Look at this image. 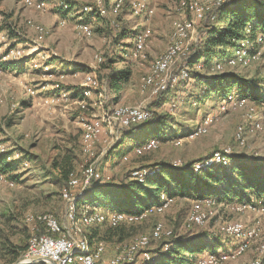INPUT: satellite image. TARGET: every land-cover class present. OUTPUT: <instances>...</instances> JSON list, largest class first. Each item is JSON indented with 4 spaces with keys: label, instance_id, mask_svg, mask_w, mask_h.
I'll list each match as a JSON object with an SVG mask.
<instances>
[{
    "label": "rangeland",
    "instance_id": "374dc122",
    "mask_svg": "<svg viewBox=\"0 0 264 264\" xmlns=\"http://www.w3.org/2000/svg\"><path fill=\"white\" fill-rule=\"evenodd\" d=\"M35 1L43 3L44 10L24 7L19 0H0V154L9 151L14 158L7 160L19 161L16 169L5 171V179L0 181V264L20 262L21 257L13 263L14 259L10 257L9 250L25 246L30 237L43 232L41 226L25 221L26 217L39 214H50L60 223H64L66 230L88 237L91 242L102 243L107 254L114 253L112 256L126 254L135 237L148 236L153 226L159 223L165 231H170V234L150 241L145 249L151 253L148 263L152 262V253L159 248L163 238H185L202 231L220 240L222 247L214 253L215 256L206 251L195 255L190 264H250L254 261L264 264V255L259 249L264 240V210L261 205L254 210L253 207L242 203L225 204L209 198L202 200L191 197H179L174 201L171 197V201L163 204L160 210H144L131 216L132 219L125 218L120 221L116 227L127 226L122 230L121 240L118 236H112L107 223L81 228L77 233L70 229L67 219L65 225V202L61 193L67 185L61 190V184H57V170L54 169V163L58 165L57 168L62 164L71 168L77 184L70 190V195L75 196L90 184L95 167L97 178H110L114 183H120L129 177L130 170L133 172L130 174L132 178L136 172L145 171L139 168L158 162L177 166L195 162V172L196 167L205 165L214 154L224 152H230L226 153L229 156L233 152L248 162L264 166V99L260 98L259 102L227 94L231 98L230 101L221 94H210L208 89L195 80L196 74L209 78L235 73L256 79L259 83L258 89L264 93V47H259L258 58L246 66L228 67L224 65L226 57L214 56L209 65L200 68V65L195 64L198 67L194 69L189 60L186 62L184 56H179L169 72L156 80V86L143 89L142 79L150 72L151 63L171 42V39H165L167 33L169 38L172 34V22L174 19H181L175 10L179 0H143L146 10L151 11L147 19L151 38L149 37L146 47L136 58L132 53V40L137 31V23L142 17L137 19L130 14L129 0H126L127 4L115 18L118 23L117 31L108 26L105 20L107 17L84 15L83 19L86 16L88 20L85 21L92 28L89 37L78 33L75 23L71 22L72 19L64 22L63 27L57 26L56 21L65 15L60 8L62 2L67 3L69 13L77 17L81 7L91 4L92 0ZM232 1L224 0L222 5ZM212 9L205 13V18ZM217 13L213 11L212 15L216 17ZM153 15V19L157 20L156 25L150 23ZM185 16L186 19L191 18L188 13ZM25 18L27 19L24 26ZM205 21L195 23L192 39L187 44V51L190 53L205 34ZM212 22L213 20H210L209 24ZM122 25L126 29L127 37L120 45L115 38ZM34 26L42 27L44 32L39 33ZM10 32L13 35H10ZM158 38L161 41H154ZM152 39L159 46L154 47ZM232 43L225 47L227 56H232L235 50ZM154 48L156 51L151 55L150 52L153 53ZM13 49H20L23 56L18 60H8L7 51ZM95 56L107 58L110 62H97ZM24 57L25 60L30 58L26 66H21L19 72H7V65L22 61ZM31 59L33 61H30ZM49 60L62 62L63 68L59 65L57 68L51 66ZM75 61L84 64L74 66ZM216 63H222L223 68H215ZM186 66L191 68L187 80L170 81L172 75H177L178 70ZM110 69L126 73V78L119 81V94L107 79ZM78 72L82 74L79 75ZM86 74L93 75L100 87L93 91L91 100L87 101L90 105L88 110L82 111L79 100ZM157 86L158 91L154 93L153 90ZM69 89H72V92ZM116 104L147 108L152 112L150 119L162 116L167 118L168 123L148 127L142 134V142L139 145L125 139L121 145L127 143L131 147L121 155L109 151L120 141V137L130 131L129 127L123 134L125 129L103 127L91 144L92 154H84L81 149L80 121L100 118L102 111ZM252 121L260 123V128L255 132H247L245 127ZM203 125L205 131L194 135L198 126ZM243 128L246 133L244 142L240 144L237 133ZM171 132L172 135L169 136ZM199 159L202 160L198 161ZM89 165L90 175L85 171ZM210 166H201L198 170ZM8 181H12L13 185H8ZM162 199L168 198L161 193L159 201ZM88 206L87 203L78 204L77 212ZM193 211L203 218V223L187 227L188 218ZM232 224H241L245 228L255 230V238L243 252L236 251L237 239L220 230ZM95 227L99 228L92 231ZM192 227L203 229L190 231ZM104 237L109 240H100L105 239ZM146 263L141 258L137 261V264Z\"/></svg>",
    "mask_w": 264,
    "mask_h": 264
},
{
    "label": "trees",
    "instance_id": "16d2710c",
    "mask_svg": "<svg viewBox=\"0 0 264 264\" xmlns=\"http://www.w3.org/2000/svg\"><path fill=\"white\" fill-rule=\"evenodd\" d=\"M262 1L264 0H233L226 5L220 4L221 6L218 5L208 12L204 19L207 29L192 52L189 59L190 66L198 64L200 68H203L210 64L214 56L229 57L225 53V47L233 41H237V43H232L235 48L240 47L241 43L250 46L249 53H255L259 47H264V3ZM213 11L218 12L216 17L212 15ZM118 19L121 20V18ZM105 20L109 27L117 31L118 23L116 21L112 24L108 18ZM210 20L213 22L209 24ZM9 34L13 35L11 32ZM126 37V29L122 25L115 39L121 45ZM102 59V63L110 62L107 58ZM24 61L25 59L11 62L9 66H17ZM125 78V72L121 73L113 69H110L107 77L112 88L117 92L120 91L119 81ZM195 80L202 87L208 89L210 94H221L226 97L233 94L239 99L259 102L260 98L264 99V93L258 89L259 83L256 79L245 78L235 73H225L209 78L196 74ZM166 120V117L160 116L157 119L155 117L146 122L132 125L129 127L130 131L122 138L120 137V141L109 152H116L117 155L125 154L131 147L127 143L121 145L125 139L131 140L134 145H139L142 142V134L148 127L168 123ZM127 130H123L122 134ZM171 135L172 132L169 136ZM10 154L12 153L9 151L0 154V173L4 175L5 171L16 169L19 163L18 160L8 161L7 157L11 156ZM223 157L225 162L213 166L208 165L210 167L200 171L198 168L195 172L193 169L195 162L182 166L158 162L139 168L145 169V171H139L142 174L141 179L131 178L132 170L128 172L129 177L120 183H114L110 178L100 179L98 177L97 180L91 181L82 193L75 195V204L87 203L95 207L102 206L114 212L138 215L152 206H158L162 193L168 198L172 197L174 201L179 197H191L202 200L209 198L217 203L225 204L260 202L264 210V166L248 162L246 159L237 157L233 152L230 156L225 154ZM200 160L202 159L198 161ZM57 166L54 163V169L57 170V184H61L62 190L66 187L72 170L63 164L60 168ZM124 227L127 226L107 228L112 236H118L121 240ZM97 228L99 227H95L92 231ZM195 229H203V227H192L190 231ZM218 234L220 233L218 232ZM104 238L100 240H109L108 237ZM160 242L159 248L154 251V254L152 253L154 256L152 262L147 264H190L195 255L205 251L216 255L214 253L222 247L220 240L210 237L209 234L202 231L185 238H175L174 236L163 238ZM26 249L27 242L25 246L9 250L10 257L14 259L13 263L21 257Z\"/></svg>",
    "mask_w": 264,
    "mask_h": 264
},
{
    "label": "bare ground",
    "instance_id": "6f19581e",
    "mask_svg": "<svg viewBox=\"0 0 264 264\" xmlns=\"http://www.w3.org/2000/svg\"><path fill=\"white\" fill-rule=\"evenodd\" d=\"M24 7H32L36 10L42 11L44 10L45 6L43 3L35 0H19ZM224 0H179L176 11L181 19H174L172 22V34H171V42L165 48V50L151 63L150 72L142 79V87L144 88H151L157 85V79L160 78L162 74L168 73L171 65L179 56H184L185 61L187 62L192 53L187 51V40L191 38L195 31V23L204 20L205 13L212 9V7H216L222 4ZM127 4L126 0H92L91 4L84 5L80 9L79 16L76 17L75 20V28L77 29L78 33L84 35L86 37L91 36L92 28L89 24L84 21L83 15H91L95 14L98 17H111L109 21L113 24L115 21L116 16L120 11L123 10V7ZM128 6L130 9V14L134 17L140 18L142 17L141 21L137 23V31L134 33L133 40H132V47H133V57L136 58L137 54H140L143 49L146 47L147 41L149 40L150 33L149 30L146 28V22L151 14V11H147L146 6L143 0H129ZM148 6V5H147ZM60 8L62 12L68 14L70 12L69 6L67 3L62 2L60 4ZM149 10V9H148ZM153 10V9H152ZM212 11V10H211ZM195 12V15H194ZM121 13V12H120ZM190 15V19H186V14ZM189 18V17H188ZM65 19L61 18L58 20L57 25L59 27L65 26ZM34 29L39 33H43L44 30L42 27L34 26ZM136 29V28H135ZM184 32V33H183ZM123 42V41H122ZM249 50L245 44L241 43L240 47L235 48L232 56L229 55L227 57L225 64L228 67L232 66H246L250 64L253 60L258 58V51L255 53H249ZM20 49H13L7 51V59L8 60H18L23 55ZM97 62H101L103 59L101 56H95ZM224 62V61H223ZM195 69L198 66L192 65ZM218 70L223 68L222 63H216V67ZM216 70V69H215ZM191 71L189 66L182 67L178 70L177 75H172L170 77V81L176 82L179 80L184 81L187 80L189 77L188 73ZM182 79V80H181ZM182 81V82H183ZM177 84V83H176ZM57 87V86H55ZM100 83L95 79V77L91 74H86L84 77V86L80 91V100H79V107L82 111L88 110L90 106L87 101L91 100V96L93 91L99 89ZM142 89V88H141ZM158 91V86L154 88L153 92L156 93ZM231 101V98L227 96ZM148 110L147 108L138 107V106H124V105H113L110 109L108 108L106 111H102V116L100 118H91V119H82L80 121L81 125V149L84 154L91 155V144L94 142L98 134L102 131L103 127L108 128H115L118 129H126L130 127L132 124H140L146 122L151 118L150 113H144V111ZM98 128V129H96ZM247 132H255L260 128V123L257 121H252L248 127ZM245 128L239 129L237 133V140L240 144L244 141V133ZM205 131V127L198 126L197 130L194 132V135L201 134ZM249 135V134H248ZM149 148V147H148ZM226 153H216L214 156L205 163L207 166L211 165L212 163H220L225 162V158L223 157ZM227 155V154H226ZM14 158L13 155L7 157V159ZM91 165L87 167L85 170L88 175L91 174ZM196 167L197 169L200 168ZM135 177L138 179L142 178V174L140 172H136ZM88 178V176H87ZM86 178V179H87ZM5 179V175L0 173V181ZM8 185L12 186L13 182L8 181ZM77 180L74 176H70L67 182V189L63 190L61 193V198L65 202V214L68 209L67 213V221L68 226L70 229L76 231L77 233L80 232L81 228H89L94 225H101L103 223H107L109 227H116V225L126 219H132L130 214L114 212L109 209H96V210H89L88 207H83V209L78 213V205L75 203V196L70 195V190L76 187ZM67 192V193H66ZM70 195V197H69ZM168 198V197H167ZM171 200L170 198L165 199L159 202L158 206H152L148 210H160L163 204L169 203ZM243 205L251 206L257 209V206H260V202H245L242 203ZM262 210V209H260ZM189 222H187V227L192 224H199L203 223V218L198 215L196 212H192L188 218ZM27 223H35L42 227L43 232L33 235L29 238L27 243L26 251L21 255V262H24L30 256V252L37 251V245L43 244V238H48L49 242H56V240H66V237H71V232L65 229L64 223H60L55 217L50 214H39L35 216H28L25 218ZM222 233L228 234L229 236L234 237L238 240L237 243V253L243 252L248 249V244L251 240H253L256 236L255 230L253 228H245L241 224H232L227 225L220 229ZM73 234V237L76 238L77 243L80 245V250H73L70 251L68 254V264H85V260L90 258H97V248H99L100 252H105V248L102 243L100 242H91L88 237L85 238L84 236H80L78 234ZM170 231H165L161 224L157 223L153 226L150 234L146 235H139L135 237L130 246L129 251L126 254H118L112 256V258L106 259H99L97 260V264H118V263H126L127 264H137V261L134 260V252L138 250L143 252V249L149 245L151 240H156L161 236H168ZM260 252L264 255V240L260 245ZM211 256H215L210 254ZM264 257V256H263ZM143 261L147 262L150 261L149 254L143 255L140 257ZM36 263V262H35ZM34 263V264H35ZM146 263V264H147ZM250 264H257V261H254Z\"/></svg>",
    "mask_w": 264,
    "mask_h": 264
},
{
    "label": "built area",
    "instance_id": "2783aa9c",
    "mask_svg": "<svg viewBox=\"0 0 264 264\" xmlns=\"http://www.w3.org/2000/svg\"><path fill=\"white\" fill-rule=\"evenodd\" d=\"M144 113H150L152 117V112L149 109L144 111ZM224 153H230V152H224ZM130 174H133V172H131ZM93 180H97V167H95L94 169L92 181ZM237 206H241V205H237ZM67 213H68V209L66 211V216H65V225H66ZM73 250H80V245L79 243H77L76 238L73 237L72 232H71V237H66V240H56V242H49L48 238H43V244L37 245V251L30 252V256L20 264H34L35 262H42V264H68V254L70 251ZM96 251H97V258H90L88 260H85V264H97V260L99 259L112 258V254H107V252H100L99 248H97ZM148 254L151 253H148V251L145 249H143V252H134V259H137L138 261L140 257H143V255H148ZM128 262L118 263V264H127Z\"/></svg>",
    "mask_w": 264,
    "mask_h": 264
},
{
    "label": "crops",
    "instance_id": "0c3cea01",
    "mask_svg": "<svg viewBox=\"0 0 264 264\" xmlns=\"http://www.w3.org/2000/svg\"><path fill=\"white\" fill-rule=\"evenodd\" d=\"M147 3V2H146ZM148 5H150L149 3H147ZM151 6V5H150ZM154 8V7H153ZM26 10V9H25ZM24 13H26V12H24ZM84 15H82V17H83ZM88 16V15H87ZM179 16H181V15H179ZM62 17H64V19H65V22L67 23V22H69V20H71L72 19V21L71 22H74L75 23V20H76V17H74V15L72 14V13H68V14H66V16H62ZM61 17V18H62ZM111 17V15H109V17H107L108 19ZM153 17H154V15L152 16V18H151V20H150V23L152 24V25H156L157 24V20H155V18L153 19ZM182 17V16H181ZM26 19L27 18H25L24 19V26H25V23H26ZM85 19L87 20V17L85 16V18H84V21H85ZM58 20H59V18L57 19V21H56V24L58 23ZM148 24H147V22H146V28L148 29V26H147ZM58 26V25H57ZM150 28V27H149ZM59 29V28H58ZM149 30V29H148ZM34 34H36L34 31H32ZM168 35H166V39L165 40H168V39H170L171 38V35H170V38H169V33H167ZM37 35V34H36ZM49 35V34H48ZM48 35H46V36H48ZM39 36V35H38ZM45 36V37H46ZM40 37H42V36H40ZM192 37V36H191ZM151 38V37H150ZM42 39H44V38H42ZM192 38H189L188 40H187V43L189 42V40H191ZM155 40H158V42L159 41H161V39L160 38H158V39H154V41ZM152 42H153V39H152ZM153 44V46L154 47H157V46H159V45H157L156 44V42H153L152 43ZM16 45H19V43H16ZM19 46H22V45H19ZM155 51H156V49L154 48V51H153V53H151L150 52V54L151 55H153L154 53H155ZM23 59H25V57L23 58ZM22 59V60H23ZM30 59V58H29ZM29 59L28 60H25L24 61V64H19V65H11V66H9V65H7V72H19V70H21V66L23 67V66H26V63L29 61ZM30 61H33L32 59L30 60ZM50 61V60H49ZM48 61V63L49 64H51V66H54V67H56L57 68V66L59 65L60 66V68H63L62 67V65H63V63L62 62H55L54 60H51L50 62ZM82 65V64H84L83 62H81V61H75L74 62V66L75 65ZM74 66H71V68H73ZM73 69H75V67L73 68ZM27 70V69H26ZM62 71H65V70H62ZM78 74L79 75H81L82 74V72H78ZM69 91L70 92H72V89H69ZM121 91V90H120ZM120 91L118 92V94L120 93ZM118 102V101H117ZM90 209L89 210H96V209H102V207H100V206H97V207H95L94 205H90V207H89ZM106 252V251H105ZM114 254V253H113ZM112 254V255H113ZM19 263V262H18ZM17 263V264H18ZM35 264H42V262H36Z\"/></svg>",
    "mask_w": 264,
    "mask_h": 264
}]
</instances>
